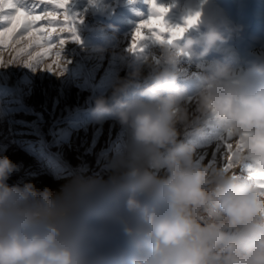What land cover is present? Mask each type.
Masks as SVG:
<instances>
[{"label":"clouds","instance_id":"1","mask_svg":"<svg viewBox=\"0 0 264 264\" xmlns=\"http://www.w3.org/2000/svg\"><path fill=\"white\" fill-rule=\"evenodd\" d=\"M197 14L157 61L138 57L95 98L92 114L129 132L107 179L10 186L21 166L0 155V264H264V55L241 60L231 41L246 25L214 0L185 18ZM184 60L202 67L194 95L179 83ZM201 120L231 141L227 168L198 165L181 139Z\"/></svg>","mask_w":264,"mask_h":264},{"label":"rangeland","instance_id":"2","mask_svg":"<svg viewBox=\"0 0 264 264\" xmlns=\"http://www.w3.org/2000/svg\"><path fill=\"white\" fill-rule=\"evenodd\" d=\"M27 12L56 16L52 26L51 52L43 51L25 32L13 34L0 44V155L7 156L20 170L7 183L31 182L59 192L76 176L107 179L108 162L123 152L129 132L114 117H96L91 109L99 96H109L117 76L125 77L137 58H159V45L143 42V51H128L138 23L153 14L148 0H70L68 11L78 17L79 42L70 33L59 32L65 24V10L48 0H13ZM199 0H157L168 9L170 26H183L188 11ZM228 10L232 20L246 25L241 39L231 41L242 61L264 55V0H214ZM211 6L205 7V12ZM14 9L0 11V31L11 27ZM48 27L46 20L38 21ZM145 34L147 29L143 30ZM189 35L197 36L193 29ZM65 39L63 47L59 40ZM31 45V46H30ZM47 47V44H45ZM100 49H103L101 52ZM59 53V56H57ZM219 51L212 53L219 56ZM211 59V57L209 58ZM31 64L32 66H27ZM49 65L52 71H48ZM180 84L195 93V74L202 71L197 62H181ZM147 74V71L146 73ZM194 103L189 104V111ZM199 128L200 131L196 129ZM181 139L196 148L195 161L211 167L227 163L228 138L215 122L201 120L181 128ZM231 142V141H228Z\"/></svg>","mask_w":264,"mask_h":264},{"label":"snow or ice","instance_id":"3","mask_svg":"<svg viewBox=\"0 0 264 264\" xmlns=\"http://www.w3.org/2000/svg\"><path fill=\"white\" fill-rule=\"evenodd\" d=\"M48 2L54 3L56 7L65 10V24L59 27V32L67 31L70 33V41L79 42V36L77 35L76 29L78 17L76 15L70 14L68 11L70 0H48ZM148 2L151 5L153 14L137 24L131 36V41L128 48V51L130 52L143 51V42L147 40H151L157 44H171L175 40L179 39L188 27H191L198 21L199 14L185 18V23L183 26H170L165 20V15L168 12V9L159 5L157 0H148ZM5 8L14 9L15 14L10 17L11 27L4 29V31H0V44H5V38L10 40L13 34L19 33L22 37L26 32L30 38H33L32 43L43 50L40 53V57L37 59V63H39V59L47 56L53 47V44L51 43V36L52 33L57 32V27L52 25L54 22H57L56 16L51 13H45L44 16L39 14L33 15L27 12L25 9L18 7L17 4L13 2V0H0V11ZM42 19L47 21L49 25L48 27H41L37 24V22L41 21ZM144 29L148 30L147 34H145L143 31ZM45 44H47V47H45ZM59 44L61 47H63L65 44V39H60ZM57 56H59V53H57ZM27 66L32 65L29 64ZM47 70L52 71V66L49 65ZM226 148L228 151V156L225 168H227L230 164L232 153V144L228 141H226Z\"/></svg>","mask_w":264,"mask_h":264}]
</instances>
